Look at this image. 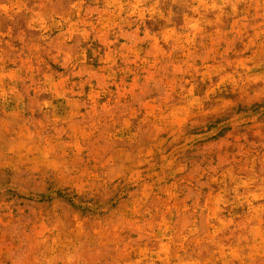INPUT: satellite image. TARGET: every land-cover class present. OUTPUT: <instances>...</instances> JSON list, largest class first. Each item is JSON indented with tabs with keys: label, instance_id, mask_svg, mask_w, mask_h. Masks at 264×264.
Here are the masks:
<instances>
[{
	"label": "rangeland",
	"instance_id": "374dc122",
	"mask_svg": "<svg viewBox=\"0 0 264 264\" xmlns=\"http://www.w3.org/2000/svg\"><path fill=\"white\" fill-rule=\"evenodd\" d=\"M0 264H264V0H0Z\"/></svg>",
	"mask_w": 264,
	"mask_h": 264
}]
</instances>
